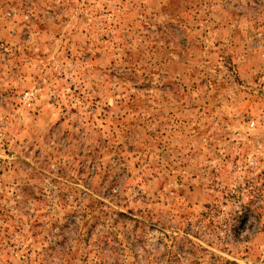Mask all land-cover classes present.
<instances>
[{"label": "rangeland", "instance_id": "1", "mask_svg": "<svg viewBox=\"0 0 264 264\" xmlns=\"http://www.w3.org/2000/svg\"><path fill=\"white\" fill-rule=\"evenodd\" d=\"M0 264H264V0H0Z\"/></svg>", "mask_w": 264, "mask_h": 264}]
</instances>
